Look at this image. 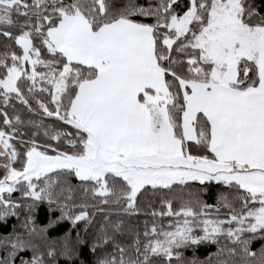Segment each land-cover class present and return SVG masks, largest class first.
Masks as SVG:
<instances>
[{"label": "snow or ice", "instance_id": "obj_1", "mask_svg": "<svg viewBox=\"0 0 264 264\" xmlns=\"http://www.w3.org/2000/svg\"><path fill=\"white\" fill-rule=\"evenodd\" d=\"M0 228V264H264V0H0Z\"/></svg>", "mask_w": 264, "mask_h": 264}, {"label": "trees", "instance_id": "obj_2", "mask_svg": "<svg viewBox=\"0 0 264 264\" xmlns=\"http://www.w3.org/2000/svg\"><path fill=\"white\" fill-rule=\"evenodd\" d=\"M196 187H198V184H196ZM190 191H195V187L193 189H191ZM218 191L217 187L214 186H210L209 189L207 190V192L202 193V198L207 201L208 203H215V194ZM38 222L44 223L46 222V220L44 219V215L43 212H41L38 215ZM132 222L135 223V218L132 219ZM11 223H15L14 218L10 221ZM67 225L64 228H61L57 231H52L51 235L53 236H59L62 235L64 231L67 230ZM3 229L0 228V232H2ZM259 245H256V247H258ZM216 248L214 245H205V246H201L197 252L196 255L199 257V259L203 260L208 254L209 252H215ZM186 256L191 257L193 255L191 250L186 251L185 253Z\"/></svg>", "mask_w": 264, "mask_h": 264}]
</instances>
